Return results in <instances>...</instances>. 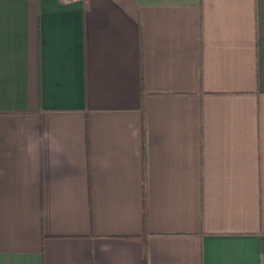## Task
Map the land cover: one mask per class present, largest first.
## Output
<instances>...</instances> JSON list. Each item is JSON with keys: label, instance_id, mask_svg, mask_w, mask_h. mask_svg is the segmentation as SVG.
I'll return each mask as SVG.
<instances>
[{"label": "crops", "instance_id": "obj_1", "mask_svg": "<svg viewBox=\"0 0 264 264\" xmlns=\"http://www.w3.org/2000/svg\"><path fill=\"white\" fill-rule=\"evenodd\" d=\"M0 264H264V0H0Z\"/></svg>", "mask_w": 264, "mask_h": 264}, {"label": "built area", "instance_id": "obj_2", "mask_svg": "<svg viewBox=\"0 0 264 264\" xmlns=\"http://www.w3.org/2000/svg\"><path fill=\"white\" fill-rule=\"evenodd\" d=\"M58 1L66 3V2H69V1H72V0H58Z\"/></svg>", "mask_w": 264, "mask_h": 264}]
</instances>
